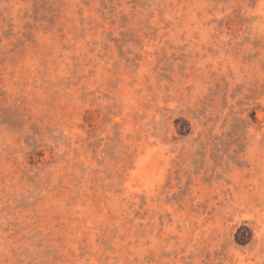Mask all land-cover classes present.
Instances as JSON below:
<instances>
[{
  "label": "rangeland",
  "instance_id": "obj_1",
  "mask_svg": "<svg viewBox=\"0 0 264 264\" xmlns=\"http://www.w3.org/2000/svg\"><path fill=\"white\" fill-rule=\"evenodd\" d=\"M0 264H264V0H0Z\"/></svg>",
  "mask_w": 264,
  "mask_h": 264
},
{
  "label": "trees",
  "instance_id": "obj_2",
  "mask_svg": "<svg viewBox=\"0 0 264 264\" xmlns=\"http://www.w3.org/2000/svg\"><path fill=\"white\" fill-rule=\"evenodd\" d=\"M243 232H245V234H242ZM250 238H251V233L245 226L240 227L235 235V241L239 245L247 244Z\"/></svg>",
  "mask_w": 264,
  "mask_h": 264
}]
</instances>
